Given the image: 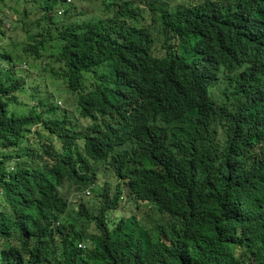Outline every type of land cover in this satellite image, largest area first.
I'll return each mask as SVG.
<instances>
[{"label": "trees", "instance_id": "trees-1", "mask_svg": "<svg viewBox=\"0 0 264 264\" xmlns=\"http://www.w3.org/2000/svg\"><path fill=\"white\" fill-rule=\"evenodd\" d=\"M32 1L20 40L0 6V264H264V0H101L135 20L110 54ZM154 36L178 71L130 62Z\"/></svg>", "mask_w": 264, "mask_h": 264}, {"label": "clouds", "instance_id": "clouds-1", "mask_svg": "<svg viewBox=\"0 0 264 264\" xmlns=\"http://www.w3.org/2000/svg\"><path fill=\"white\" fill-rule=\"evenodd\" d=\"M90 1L91 2H86L85 0H78V1L65 0V3H66L65 7H62L61 9L57 11V16L62 15L63 11L66 9L68 10L69 21L80 23V24L87 23L88 21L93 19L95 16H100L101 21L103 23L109 24L108 30L112 28V32L110 33L109 38L107 39L106 42H104V49L106 48L107 52H109L110 54L113 50L128 48L127 45H130V43L128 42L127 38L130 37V34L136 33V30L131 24V23H135V20L132 19L129 15V7L122 2L118 6L116 5L113 9L106 10L105 7L98 8V6L100 5L102 6L101 0H90ZM192 1L193 0H190V3ZM30 2L39 7V5L35 3L34 1L30 0ZM243 2L244 0H236V4L240 3L241 5V3ZM67 5H69V7ZM138 8L140 12H142V8L140 6H138ZM238 10L239 8H237L235 12ZM134 17H137L138 21L141 23V14L140 15L135 14ZM149 23H151V18L149 15L145 14L144 24L148 25ZM7 26H9V23H7ZM76 31L87 32L89 30H88L87 25H84L76 29ZM161 44H162V41L159 40L157 37H155V40L152 41L149 49L146 51L144 47L138 48L133 54L132 58L129 59L130 62L140 63V64L144 63L145 65L153 66V65L161 63L164 55L167 58H171L168 56L167 50L164 49L163 45L161 46ZM171 54H172L171 59H173L174 61L167 60V62L172 68L175 69V71H178L177 62L181 57L177 53H171ZM60 82H63V81H58V83ZM61 89L63 88L58 87V84H57L55 85V87H53V89L50 90L56 95V98L54 100V107H55V111H57L58 113H63L62 111H65V112L69 111V108L66 107V105L68 106V104H70L69 95L60 96L59 91ZM60 99L62 100L64 104L62 108H61L62 103ZM31 102H34V101L31 99ZM69 118L73 120V118H71L70 116ZM79 119L84 120L85 118L83 119L79 118ZM20 153L21 151L18 152V154ZM9 165H10L9 168L12 169L13 164L10 163ZM73 194H79L78 198H73ZM90 194H91L90 189L85 188L83 190L74 191V193L72 192L71 194H67L66 198H67L69 206L71 207L75 206L74 205L75 200L82 198V197L87 198L89 202L92 204L94 197L91 198ZM55 213H59V212H55ZM63 213L66 214L65 212ZM79 247H84V245L80 243Z\"/></svg>", "mask_w": 264, "mask_h": 264}, {"label": "rangeland", "instance_id": "rangeland-1", "mask_svg": "<svg viewBox=\"0 0 264 264\" xmlns=\"http://www.w3.org/2000/svg\"><path fill=\"white\" fill-rule=\"evenodd\" d=\"M73 1V0H71ZM78 1V0H76ZM86 2H91L90 0H85ZM10 5H12L14 8H16L17 10L21 11L23 9V7H27L28 8V11H36L35 9H33V3L30 2V0L28 1H25V0H20L19 2L15 1V0H6L5 3H3V1H0V6H1V13H3V16L5 17L4 18V21H5V24L3 25L2 29L3 30H6V36H9V34L11 36H13V38L11 39H18L20 40L19 38V33H18V30H10L9 32V26H7V23H9V20L11 18V15L13 13V9L10 7ZM69 7V5H67ZM4 10V11H3ZM22 41V39H21ZM9 49H12L13 50V53L16 54L17 56L19 55V52L18 50L16 49V47L14 46H11L9 47ZM25 59H29V56H25ZM24 59V60H25ZM54 60L53 59H49V62H53ZM36 70V68H32L31 71L34 72ZM41 80L45 82H47L48 78L47 77H41ZM55 87V86H53ZM53 87H51V89H53ZM59 100V99H58ZM62 105H61V108L64 106L62 100L60 99ZM66 107H68L66 105ZM86 119H84L83 121H85ZM36 128H38V126L34 125L32 126V131H34ZM36 138V136L34 137V139ZM79 194H73V198H78ZM74 200V199H73Z\"/></svg>", "mask_w": 264, "mask_h": 264}]
</instances>
